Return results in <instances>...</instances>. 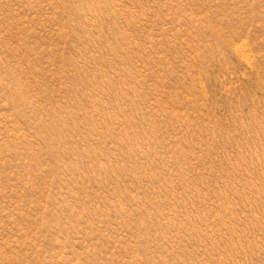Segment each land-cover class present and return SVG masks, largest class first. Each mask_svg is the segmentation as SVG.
<instances>
[{
	"label": "rangeland",
	"instance_id": "374dc122",
	"mask_svg": "<svg viewBox=\"0 0 264 264\" xmlns=\"http://www.w3.org/2000/svg\"><path fill=\"white\" fill-rule=\"evenodd\" d=\"M0 264H264V0H0Z\"/></svg>",
	"mask_w": 264,
	"mask_h": 264
}]
</instances>
